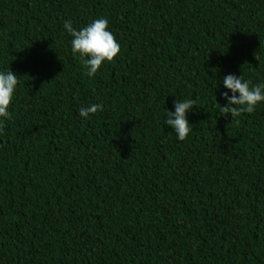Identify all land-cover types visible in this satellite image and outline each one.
Here are the masks:
<instances>
[{
  "label": "trees",
  "instance_id": "16d2710c",
  "mask_svg": "<svg viewBox=\"0 0 264 264\" xmlns=\"http://www.w3.org/2000/svg\"><path fill=\"white\" fill-rule=\"evenodd\" d=\"M101 17L120 52L89 78L63 25ZM8 68L0 264H264V102L220 112L228 74L264 83V0H0Z\"/></svg>",
  "mask_w": 264,
  "mask_h": 264
},
{
  "label": "clouds",
  "instance_id": "9594fccd",
  "mask_svg": "<svg viewBox=\"0 0 264 264\" xmlns=\"http://www.w3.org/2000/svg\"><path fill=\"white\" fill-rule=\"evenodd\" d=\"M63 26L72 37V54L79 56L89 78L94 77L105 62L111 63L118 56L120 45L108 30L109 21L107 18H97L80 30L73 28L71 20H65ZM18 84V76L9 68L6 71H0V131L5 126L4 121L11 118L9 107ZM223 86L228 92H231V96L228 95V92L223 93L227 104L220 107V112L225 117L230 115L233 122L243 113H253L257 105L264 102V83L253 85L251 81H245L242 76L238 78L233 74H228L223 78ZM195 103L192 99L176 100L174 113L167 112L165 123L174 130L179 141H184L193 131L186 114L195 107ZM98 111H103L102 104L80 108L79 116L88 118L90 114H95Z\"/></svg>",
  "mask_w": 264,
  "mask_h": 264
}]
</instances>
